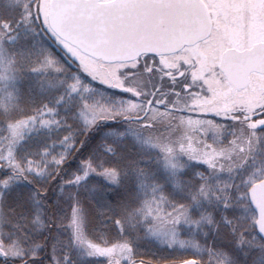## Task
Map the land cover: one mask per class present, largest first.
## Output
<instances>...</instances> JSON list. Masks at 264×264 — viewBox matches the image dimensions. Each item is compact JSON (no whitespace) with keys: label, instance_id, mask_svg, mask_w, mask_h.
<instances>
[{"label":"snow or ice","instance_id":"1","mask_svg":"<svg viewBox=\"0 0 264 264\" xmlns=\"http://www.w3.org/2000/svg\"><path fill=\"white\" fill-rule=\"evenodd\" d=\"M0 264H264V0H0Z\"/></svg>","mask_w":264,"mask_h":264}]
</instances>
